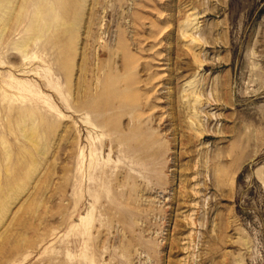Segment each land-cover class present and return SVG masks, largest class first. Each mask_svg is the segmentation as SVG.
Segmentation results:
<instances>
[{
	"label": "rangeland",
	"instance_id": "rangeland-1",
	"mask_svg": "<svg viewBox=\"0 0 264 264\" xmlns=\"http://www.w3.org/2000/svg\"><path fill=\"white\" fill-rule=\"evenodd\" d=\"M1 2L0 264H264V0Z\"/></svg>",
	"mask_w": 264,
	"mask_h": 264
},
{
	"label": "bare ground",
	"instance_id": "bare-ground-1",
	"mask_svg": "<svg viewBox=\"0 0 264 264\" xmlns=\"http://www.w3.org/2000/svg\"><path fill=\"white\" fill-rule=\"evenodd\" d=\"M1 1H3V0H0V3H2ZM29 2V1H28ZM6 4L7 5H11L12 4V2L11 1H7L6 2ZM1 7V6H0ZM4 7V6H3ZM23 9H24V7H22ZM7 9V8H6ZM54 10L56 11V9L54 8ZM1 11H2V9H1ZM1 11H0V13H1ZM37 17L41 20L42 19V9H40L38 12H37ZM54 19H57L58 17L57 16H55L54 15ZM35 27H37V24H35ZM189 27H190V25H188V29H189ZM181 32V31H180ZM183 33V36L184 37H188L189 35L188 34H190V32H189V30H185L184 32H182ZM190 36H192V35H190ZM191 38V37H190ZM194 42H200L202 39H196V37H194ZM203 60V59H202ZM135 147V146H134ZM137 152V151H136ZM129 153H131L132 154V150H130L129 151ZM141 153H143V151L141 150ZM141 153H140V156L142 157V155H141ZM139 155V154H138ZM136 158V157H135ZM137 159V158H136ZM138 159H139V157H138Z\"/></svg>",
	"mask_w": 264,
	"mask_h": 264
}]
</instances>
